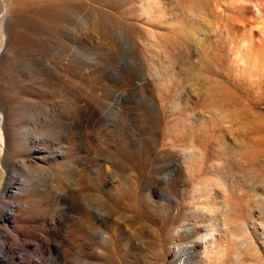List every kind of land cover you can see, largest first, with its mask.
Masks as SVG:
<instances>
[{"label":"rangeland","instance_id":"1","mask_svg":"<svg viewBox=\"0 0 264 264\" xmlns=\"http://www.w3.org/2000/svg\"><path fill=\"white\" fill-rule=\"evenodd\" d=\"M255 3L0 0V223L24 208L0 242L28 264H264ZM224 198L256 248L224 237Z\"/></svg>","mask_w":264,"mask_h":264},{"label":"bare ground","instance_id":"2","mask_svg":"<svg viewBox=\"0 0 264 264\" xmlns=\"http://www.w3.org/2000/svg\"><path fill=\"white\" fill-rule=\"evenodd\" d=\"M179 2H181V1H179ZM256 2H257V4L255 3L256 5H258V4L260 5V4H262L264 2V0H260V1L256 0ZM180 6L182 8H184V9H186V10H189V9H192V8H195L196 7L194 5V3H191V2H189V3L188 2H186V3H183L182 2V3H180ZM258 16L261 17L262 15L258 14ZM249 31H251V30H249ZM248 38L251 39V34L249 35ZM1 152H2V149L0 147V154H1ZM13 171H14L13 168H11V169L8 170V172H9L10 175L13 173ZM4 173L5 172H4L3 168L0 166V183H1V180H2V177H3ZM16 190H18V188L14 187V185L12 183V178L9 176L8 179H7V182L5 184V187H4V190H3V194L4 195L5 194L6 195L9 194V195L12 196V195L16 194ZM18 208H21V207L19 205H14L12 207H8L7 210H4L3 214L1 215V223H0V225H2L3 227H16L17 218H19L18 217L19 214L17 215L16 214L17 212L15 213V211L18 210ZM221 209H222L221 210V216H222V220H223L222 229L225 230L224 237H226V238H228V239H230L232 241L239 240L241 242L242 248L245 251H248V250H250L252 248L253 249L256 248L253 245L252 241L249 240V238H247V235H246L245 232H241L240 234H236L235 232H231V231L228 230L229 225L230 224H234V221L232 220V215L230 213L231 212V209H232V206H231L230 202H228L225 198L223 199V205L221 206ZM22 210H24V208ZM22 210H21V212H22ZM23 213H25V212H23ZM217 233H219V231ZM192 234L195 235V236H197V233L194 232V231H192ZM30 237H32V236H30ZM35 237L36 236H34V238ZM219 237H220V234H216L215 232H209V233H207L206 237L202 241L203 242V251L197 250V249H199V247L201 245V242L199 243L198 242V239L196 238L195 241L192 242V248H191L192 250L191 251L195 255L196 254H199L202 258H204L205 256H207L208 254H210V255L213 254L214 255V253H217L218 246L221 243V241L218 240ZM37 238L43 244L42 237L38 236ZM1 240H2V243L1 242L0 243L2 244V248L0 250V264L5 263L7 261L8 262L9 261H13V262H16L18 264H28V260L30 258L27 255H23L22 253H19V252L17 253L16 251L12 250V248L8 247L7 246L8 245V241L6 239H3L2 238ZM235 256H238V254L236 253Z\"/></svg>","mask_w":264,"mask_h":264}]
</instances>
